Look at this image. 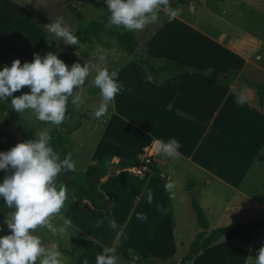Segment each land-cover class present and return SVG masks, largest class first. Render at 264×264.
I'll return each instance as SVG.
<instances>
[{"label": "rangeland", "instance_id": "rangeland-1", "mask_svg": "<svg viewBox=\"0 0 264 264\" xmlns=\"http://www.w3.org/2000/svg\"><path fill=\"white\" fill-rule=\"evenodd\" d=\"M185 1L186 3L183 5L176 4L174 1L171 2L173 8L182 9L180 17L169 20L168 15L161 11L160 20L155 24L148 25L144 30L128 31L123 27L110 25L107 19L104 32L97 39L90 38L71 54L69 66L74 62L80 63L81 66L84 64L91 66L98 62L99 56L104 55L106 57L105 66L109 72L118 71L131 59V56L108 38L106 31L115 29L118 31L125 30L134 37L138 43L135 50L137 53L145 52L147 55L148 44L165 43L167 46H164V51L175 52L177 49L176 55L180 61H186L189 57L197 56L198 53L193 51L197 48L192 45L194 36L203 38L211 41L215 48L226 50L232 59L239 60V55L244 58V77L242 79L245 82L249 84L263 82L264 0ZM68 6L76 9L85 19H92L104 15L106 3L105 0H0V50L4 51V42L9 34L17 32L30 42L32 57L34 53H38L42 57L48 52L65 53L69 45H65L62 39L50 33L44 26L54 22L59 17H63L64 22L74 32L76 22ZM173 43L177 44L176 48L173 47ZM185 46H188L189 50ZM209 52H213V49ZM149 58L166 60L159 58V55L156 54ZM14 59L18 58L11 57V63ZM23 63L24 61H21V64ZM3 66L10 67L11 64L0 61V67ZM233 67L235 66L226 69L224 74L238 73V66L236 69ZM136 70L134 73L138 76ZM94 75L93 71L86 78L82 90V102L75 105L70 102L71 116L63 128L60 126L53 127L49 123L37 120L30 111L16 113L11 108L10 100L2 101L16 120H11L6 114L0 115V151H7L18 142L23 141L18 127V123L21 122L25 124L32 139L42 130H48V132L52 129L61 130L65 148L71 154L76 171H82L87 164H94L96 160H93V157L97 152L98 145L99 148L106 146V144L110 146V142L106 138L100 144L98 143L97 137L102 120L94 116V111L101 101V96L99 89L92 83ZM235 85L239 86V79ZM29 92L30 89L25 86L13 95L19 96ZM66 128L73 130L67 133ZM259 159L264 160V148H262ZM109 162L108 159L105 163ZM138 163L139 160H137ZM116 174L118 176L110 185V190H114L112 192L114 197L110 198L112 201L111 211L109 210L110 218L95 210L92 211L93 214L86 212V210H79V213L75 212L79 218L76 219L74 211H71L72 208H70L75 205V199L73 201L68 199L72 196L73 189L67 188L68 198L65 207L69 205L68 208L70 209H68L69 213L66 216L72 221L73 228L70 227L65 234L56 235L47 229L40 228L35 234L41 238L46 248L57 247L62 258H67L65 264H83L84 260H87L89 264H96L95 255L97 254L94 253L96 248H99V253H101L105 247L113 248L114 245H117L118 252L115 251V255L118 258V264H136L146 259L152 260V264H176L185 254L195 233L199 231L190 206L191 196L197 204L204 207L206 198L214 194V187L209 186V189H203L201 185L195 186L194 184L191 187L192 194L190 196L187 192H182L181 186L175 183V195L171 198L168 196L165 200L164 183L151 177L146 180L150 176L149 173H145L143 177H137L133 170L127 168L125 170L119 169ZM5 175L6 173L0 170V182ZM244 187L246 188V186ZM259 187L260 191L259 194H256L258 195L256 198L264 202V182ZM149 190H151L153 197L151 203H148L147 200ZM223 195L224 198L228 199V203H235L234 200H231L234 193L228 191ZM204 196H206L205 199H203ZM65 207L54 218L53 224L55 226L62 225L61 217L66 218ZM160 208L166 209V214L160 211ZM141 213L145 214L141 220V227H143L144 232L134 233L132 230L135 228V224H132L136 215ZM6 215L8 214L2 216L3 223ZM204 216L207 221V232H209L215 228H230L235 224H243L255 219L264 220V210L259 209L255 214L228 213L221 216L209 211ZM109 222L115 224V227L111 226L114 237L112 236V243L109 240L110 246L108 242L99 241L97 243L98 241L89 239L91 235L88 231L89 228H97L101 233H107L105 227L109 228ZM77 223L79 224L77 225ZM78 226L81 227L77 229ZM112 228L108 233L112 232ZM8 231L10 232L9 229ZM230 242L245 252V264H254L255 248L256 246L260 248L264 244V228H260L252 234L249 245H246L239 237L230 240ZM219 244L220 242L212 244L210 248ZM211 251H209L208 260H191L185 264H244L242 260H239L238 252L231 249L229 245H227V250L214 248Z\"/></svg>", "mask_w": 264, "mask_h": 264}, {"label": "crops", "instance_id": "crops-1", "mask_svg": "<svg viewBox=\"0 0 264 264\" xmlns=\"http://www.w3.org/2000/svg\"><path fill=\"white\" fill-rule=\"evenodd\" d=\"M194 37L192 45L197 49L193 51L198 55L189 57L186 61H180L176 55L177 49L175 52L164 51V46H167L165 43L148 44L147 56L153 57L156 54L159 58L181 64L185 68H210L219 74H224L230 66H235V69L238 66L239 72L234 79L231 82H220L203 73L181 71L153 82L147 77L144 68L129 55L131 59L116 71L118 82L123 86L122 91L116 95L108 107L107 115L101 119L97 137L99 144L106 138L110 146L106 144L99 148L98 145L93 157L96 160L94 164L102 161L105 156L110 160L105 163L106 166H117L120 159L140 161L143 157H148L151 165L146 172L150 174L146 180L151 177L162 181L164 185L171 180L181 186L182 192H186L185 183L188 179L194 180L195 186L201 185L203 189L214 187V194L206 198L205 206L198 204L204 215L209 211L220 216L228 213L255 214L259 209L264 210V202L256 198L259 186L264 182V160H258L264 148V101L262 109H259L254 89L242 79L245 61L241 55L239 60L232 59L226 50L215 48L211 41ZM172 45L175 47L177 44ZM187 47L185 46L186 49ZM211 49L213 52H209ZM165 52L169 53L164 54ZM135 69L138 76L134 73ZM225 78L222 77L223 80ZM238 79L239 86L235 85ZM241 93L247 97L244 104L236 103L237 96ZM172 138L181 145L178 149L179 157H164L154 151L156 140L167 142ZM127 168L120 169L117 166L116 169L107 171L97 185L99 192L106 198L114 197V190H110V185L118 176L117 171ZM228 191L234 193L231 199L235 201L233 204L224 198L223 194ZM164 193L166 200L169 193L165 190ZM68 199H75V205L70 208L76 219L79 218L75 212L79 213V210L93 214L94 209L87 200H77L72 196ZM68 206L65 207L66 218L70 209ZM141 214L144 217L145 214ZM141 220L136 215L132 224H135L132 230L134 233L144 232ZM109 225V228L105 227L107 233L89 228V239L98 241L97 243H109L110 240L112 243L113 222H109ZM111 228L112 232L108 233ZM217 242L220 244L199 251L191 260H208L211 249L227 250L229 245L238 252L239 260L244 263L245 252L241 248L227 239ZM114 246L118 252L117 245ZM94 253L99 254V248Z\"/></svg>", "mask_w": 264, "mask_h": 264}, {"label": "clouds", "instance_id": "clouds-1", "mask_svg": "<svg viewBox=\"0 0 264 264\" xmlns=\"http://www.w3.org/2000/svg\"><path fill=\"white\" fill-rule=\"evenodd\" d=\"M105 3L110 13L109 24L128 31L144 30L148 25L157 23L161 11L168 15L169 20L180 17L182 13L181 8L171 6V0H105ZM44 27L62 39L65 45L79 44L78 37L63 17ZM105 62L106 57L101 55L94 65L81 66L74 62L69 68L53 52L43 57L34 53L32 61L23 64L19 59H14L10 67H0V101L10 100L11 108L16 113L30 111L37 120L57 127L69 119L66 116L69 100L73 105L82 102L83 85L94 71L92 83L101 96L94 116L102 119L123 87L118 82V72H109ZM25 86L30 89L29 93L13 95ZM246 100V95L241 93L236 103L244 104ZM51 139L48 130H42L34 139L18 142L7 151H0V170L6 173L0 182V198L11 210L4 218L10 232L0 236V264H65L67 258H62L58 248H46L35 234L40 228L47 229L53 235L65 234L72 225L70 219L63 217L62 225L53 224L68 198L67 186L58 183L57 177L62 172L76 171V167L71 154L60 158L50 144ZM180 147L175 138L167 142L158 139L154 151L164 157L177 158ZM164 187L170 198L175 195L174 181H167ZM152 199L149 190L148 203ZM159 210L165 214L167 212L163 208ZM138 218L142 219V214H138ZM95 259L96 264H118L112 247H105ZM83 264L89 262L84 260ZM254 264H264V244L256 250Z\"/></svg>", "mask_w": 264, "mask_h": 264}, {"label": "trees", "instance_id": "trees-1", "mask_svg": "<svg viewBox=\"0 0 264 264\" xmlns=\"http://www.w3.org/2000/svg\"><path fill=\"white\" fill-rule=\"evenodd\" d=\"M172 1L180 5L186 3L185 0H171V2ZM68 9L72 13V16L76 22V28L73 34L78 37L79 44L76 46L69 45L65 53L58 52L57 56L69 66L72 53H74L81 45L85 44L90 38L97 39L99 35L104 32V28L110 13L108 12L106 5L104 9V15L92 19H85L76 9L70 6H68ZM106 34L111 41H113L126 54L131 55L133 59L144 68L147 77H149L153 82H156L158 78L163 76L173 75L181 71L203 73L212 79H218L220 82H231L236 75V72H231L229 75L219 74L210 68L189 69L179 66V64L168 60H153L149 58L145 52L137 53L135 51L138 47V43L129 32L125 30L118 31L115 29H110L106 31ZM104 45L107 44L104 43ZM11 57L18 58L24 62H31L33 59L30 42L23 35L17 32H12L9 34L4 42V51L0 50V61L11 64ZM223 76L226 77L224 80L222 79ZM248 86L254 89L256 105L259 109H262L264 101V81L261 83H250ZM70 102L71 99L68 102L66 112V116L69 118L71 116ZM1 114H6L11 118V120H16L14 115L8 110L7 106L2 101H0V115ZM68 121L69 119L66 120L65 123L61 124L60 127L63 128ZM18 127L23 141L32 139L24 123L19 122ZM72 130V128H66L67 133H70ZM49 135L52 137L50 141L51 146L60 154V158L63 159L66 155H68L64 144L65 142L63 132L59 129H52L49 131ZM108 159L109 157L105 156L102 161L96 164L87 165L82 171L62 172L58 175L57 182L65 184L69 189H73L71 194L72 197L76 198L77 200H87L91 208L102 212L107 218H110L109 210L112 205V201L109 198H106L97 189L99 180L107 173L105 162ZM136 164V159H120L118 162V167L120 169H124L127 167H133ZM194 184L195 181L189 179L185 183V191L190 196L192 194L191 187ZM190 206L194 213L195 223L199 228V231L194 235L193 240L188 245L185 254L176 264H185L186 262L191 261V259L199 251L208 248L220 239L232 240L239 237L246 245H249L251 243L252 234L260 228H264V220L255 219L247 223L235 224L230 228L219 227L207 232V221L205 216L192 196ZM10 211L11 210L8 209L4 204L3 198H0V236L9 234L8 229L2 222V216L3 214H8ZM258 249L259 247L256 246L255 250ZM148 263L152 264V260L146 259L145 261H140L136 264Z\"/></svg>", "mask_w": 264, "mask_h": 264}, {"label": "built area", "instance_id": "built-area-1", "mask_svg": "<svg viewBox=\"0 0 264 264\" xmlns=\"http://www.w3.org/2000/svg\"><path fill=\"white\" fill-rule=\"evenodd\" d=\"M151 165V160L148 157H143L139 163L133 167V173L137 177H142L146 172H148Z\"/></svg>", "mask_w": 264, "mask_h": 264}, {"label": "water", "instance_id": "water-1", "mask_svg": "<svg viewBox=\"0 0 264 264\" xmlns=\"http://www.w3.org/2000/svg\"><path fill=\"white\" fill-rule=\"evenodd\" d=\"M116 167H117L116 165H107L106 169H107V171H110V170L116 169Z\"/></svg>", "mask_w": 264, "mask_h": 264}]
</instances>
